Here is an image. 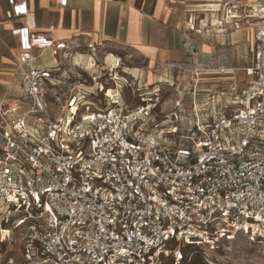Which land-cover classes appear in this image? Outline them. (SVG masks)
<instances>
[{
  "label": "built area",
  "instance_id": "built-area-1",
  "mask_svg": "<svg viewBox=\"0 0 264 264\" xmlns=\"http://www.w3.org/2000/svg\"><path fill=\"white\" fill-rule=\"evenodd\" d=\"M7 2L21 93L0 101V225L19 232L22 261L0 248V264L179 262L186 246L239 235L264 245V0L216 1L212 12L219 5L235 25L255 27L253 62L231 101L218 97L210 120L173 145L145 137L151 98L125 103L139 76L121 56L88 45L98 55L81 54L98 66L90 71L75 62L78 41L33 32L28 1ZM105 85L114 87L101 98Z\"/></svg>",
  "mask_w": 264,
  "mask_h": 264
},
{
  "label": "crops",
  "instance_id": "crops-1",
  "mask_svg": "<svg viewBox=\"0 0 264 264\" xmlns=\"http://www.w3.org/2000/svg\"><path fill=\"white\" fill-rule=\"evenodd\" d=\"M27 1L31 13L24 21L33 32L58 41H78L75 62L88 57L82 56L83 52L97 58L99 53L118 55L126 70L141 78L192 65L201 72L202 59L211 53L196 34L211 31L218 20V13L212 12L217 0H69L66 7L60 6L59 0ZM16 27L7 0H0V101H13L21 93ZM252 29L249 65L253 62L255 27ZM8 40L15 44L11 55L6 51ZM88 45L97 46V54ZM41 54L51 57L49 50ZM49 62L53 64L52 59ZM68 70L72 73L74 69ZM76 72L80 75L82 71ZM91 78H85L88 84H92ZM233 84L241 89L245 86Z\"/></svg>",
  "mask_w": 264,
  "mask_h": 264
},
{
  "label": "rangeland",
  "instance_id": "rangeland-1",
  "mask_svg": "<svg viewBox=\"0 0 264 264\" xmlns=\"http://www.w3.org/2000/svg\"><path fill=\"white\" fill-rule=\"evenodd\" d=\"M216 23L211 31L205 29L201 34H196L207 43L211 53L209 58L202 59L199 74L185 67L177 71L158 73V77L155 78L143 76L137 81L140 87L138 85H134V89L125 87L121 92L128 107L143 104L139 94L151 98L149 102L152 103V108L144 118L148 125L144 132L147 139L168 145L178 143L180 139L185 140L184 136L191 134L197 123L202 125L203 122L210 120L213 111L211 105L217 103L218 97L223 101H231L229 88L233 82H237L239 86L245 84L244 67L252 60L253 26L247 22L235 25V22L225 18V11L219 5ZM14 48V42L8 40L7 54L11 55ZM81 63L90 71L98 68L91 67L87 61ZM76 69L82 71L84 78L89 77L85 70L78 67ZM112 86L105 85L104 92L97 95L103 98L111 92ZM137 87L140 91H137ZM93 109V106L87 105L82 110ZM174 246V243L169 245L170 248ZM0 248L3 256L11 251L16 261L19 263L22 261L21 236L17 230L4 224L0 225ZM183 250L182 260L178 262L169 256L162 264H264V245L250 242L243 235L234 240H223L213 249L191 245Z\"/></svg>",
  "mask_w": 264,
  "mask_h": 264
},
{
  "label": "trees",
  "instance_id": "trees-1",
  "mask_svg": "<svg viewBox=\"0 0 264 264\" xmlns=\"http://www.w3.org/2000/svg\"><path fill=\"white\" fill-rule=\"evenodd\" d=\"M186 248V247H185ZM184 251V250H183ZM183 257H184V252H183Z\"/></svg>",
  "mask_w": 264,
  "mask_h": 264
}]
</instances>
